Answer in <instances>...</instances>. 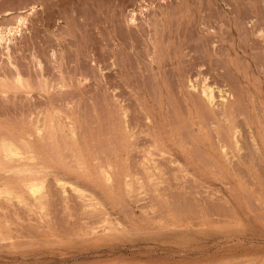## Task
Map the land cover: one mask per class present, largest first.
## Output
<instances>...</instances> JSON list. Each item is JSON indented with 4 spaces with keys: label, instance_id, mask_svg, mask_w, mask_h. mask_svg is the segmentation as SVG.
<instances>
[{
    "label": "rangeland",
    "instance_id": "1",
    "mask_svg": "<svg viewBox=\"0 0 264 264\" xmlns=\"http://www.w3.org/2000/svg\"><path fill=\"white\" fill-rule=\"evenodd\" d=\"M53 1L0 0V25L3 22L15 24L17 15L24 16L26 22L22 26L23 34H18L21 37L15 36L13 60L18 62L24 77L33 81L37 80V75L40 77L36 65L41 61L47 67L48 80L47 87L42 92L37 87V80L32 95L19 93L18 97L6 102L8 106L0 100V138L7 137L16 142L18 140L24 147V137L31 142L34 149L38 148L39 153H35L41 158H38V162L31 161V172L17 175L12 173L16 178L0 168V187L9 188L13 191V196L15 194L9 203L6 196L0 198L3 205L2 208L0 205V232L3 233H0V264H264V157L261 156L264 154V142L261 141L264 135V47L261 45L264 46V42L262 36H259V30H264V0H95V4L92 1L94 5L90 0L91 6L79 1L80 6L76 1L78 7L73 5L74 1L71 7L68 3L70 1L66 0L71 10L76 9L79 13L82 11L81 14L76 11L73 13L78 16L75 19L80 21L76 22L81 24L82 21L83 24L86 21L85 27L80 29L81 26L76 25L75 20L73 24L75 23L74 27L80 26L74 34L82 35L84 39L69 36L68 32L73 24H69L70 20L63 15H68L70 8L65 7L66 3L60 6L56 4V0L52 3ZM6 11H13L11 15L14 16L8 17ZM16 13L18 14L14 18ZM4 15L7 16L6 20ZM47 15H50L49 18L54 16L52 20L55 19L49 29L43 25ZM133 17L135 18L132 19ZM13 19L15 21L12 22ZM2 20L4 21L1 22ZM46 36L53 38L49 50L56 53L55 57L51 56L53 51L44 50ZM57 41H60L59 46ZM5 52L0 47V65H8L6 60L9 61V58L7 59ZM62 60L66 62L63 63ZM57 61H61L59 63L62 65ZM71 61L72 66L75 63L78 66L85 65L84 70L87 69V72L82 75H88L87 82L80 85L79 82L84 81L85 77L81 74L79 76L82 72H75L79 79L78 86L77 82L71 85V81H77L75 74L72 72L69 75L70 72L61 71H66V65L69 64L67 62ZM3 67L0 66V71ZM204 79L214 87L215 107L219 103L222 106L221 98L226 91L232 93L231 99L237 101L234 104L239 108L237 111H240H235L234 114L236 123H233L236 128L230 127L233 125L232 121L230 123L233 117L228 121L225 119V122L224 116H218L221 113L218 109L220 106L215 108L218 113L215 114L216 112L212 113L206 107L207 104L205 108L208 111L202 108L204 112L200 111L201 124L204 123L205 127H199V118L194 115L191 101H197L198 105L204 101L194 99L195 95L201 98ZM61 81L67 83L64 90L58 85ZM192 82L197 86L196 89L192 87ZM52 84L55 86L52 87ZM82 86L86 89H81ZM51 90L53 94L50 93ZM49 96L54 99L60 98L59 96L67 97L66 100L54 101H57L56 113L50 112L47 107ZM161 98L164 104H161ZM67 101L73 103L67 106ZM160 104L163 105L162 108L159 107ZM40 112L42 113L39 114ZM46 112H50V116ZM51 116L55 126L52 124L49 129L51 120L47 118ZM121 116L126 120L123 121ZM58 121L61 122L60 126L62 125L66 138L60 140L66 141L65 145L70 140L72 142L73 138L69 139L71 137L66 135L65 130L68 131L73 122L75 125L80 123L77 126L81 135L82 132L85 135L80 141L81 145L78 142L76 145L79 146H76L74 140L75 147L70 144L72 147L69 145V148L66 145L68 150L78 147V151H66L67 148L59 144L66 151L63 158H68L66 162H62L67 164H64V168L61 163L63 169L58 165L60 159L55 163L58 159L54 160L56 150L43 148L51 141L48 130H51V135L57 128L61 132L60 126L56 127L57 123L59 125ZM124 124H127V128ZM168 125L183 128L176 130L181 135L176 132L171 134L173 128ZM39 126L43 127L44 132L41 141L37 137ZM228 126L231 128V136L234 129L239 133L237 136H240V152L228 143V138H231L228 137ZM257 126H262V130ZM122 127L125 129L121 130ZM198 127L204 130L199 131ZM123 131L127 132L126 137L124 134L119 135ZM157 131L162 133L161 138L159 135V143L166 141L163 144L168 146L164 147L166 155L159 151L158 141L155 145ZM129 133L132 135L130 141H125L128 140ZM121 135L127 139H119ZM112 139L115 144L111 143ZM42 141L45 142L43 146ZM56 142H59L58 138ZM223 144L230 148H227V153L231 155H227L228 160L220 148ZM27 148L24 147V151ZM147 148L153 154L146 153ZM83 149L86 153L82 152ZM71 155L76 156L72 159ZM145 155L147 157L144 158ZM194 161L196 163L193 164ZM45 162L57 164L58 167L48 164L52 170L38 173L39 164L46 166ZM153 164L160 167L157 169L154 165V168ZM99 168L103 169L102 172H99ZM104 171L106 174L110 172L108 182L105 181L107 179ZM88 173L90 176L86 175ZM28 174L32 176L28 178ZM17 176L27 178L25 182L43 177L47 186L44 193L42 192L44 197L35 199L29 194V202H21L17 198L18 202L16 195L21 190L20 194H23L25 188L20 186ZM59 179L68 182L67 187H64L67 188L66 194L62 180ZM71 181L84 191H78L81 195L69 185ZM126 182L130 185L125 184ZM26 191L23 199L28 196ZM45 198L49 200L44 201Z\"/></svg>",
    "mask_w": 264,
    "mask_h": 264
},
{
    "label": "bare ground",
    "instance_id": "2",
    "mask_svg": "<svg viewBox=\"0 0 264 264\" xmlns=\"http://www.w3.org/2000/svg\"><path fill=\"white\" fill-rule=\"evenodd\" d=\"M46 1H48V0H46ZM55 1V0H54ZM54 1L52 2V3H54ZM70 2H68L69 4H71L73 1L75 2V4H74V2H73V5H79L80 4V6H81V3H79V1H81V2H83V4L84 5H86V4H88V5H90L89 3H91L92 1H95V0H91V2H90V0H69ZM76 1H78V3L79 4H76L77 2ZM98 1V0H97ZM60 2V4H58ZM63 2V3H62ZM240 2V1H239ZM52 3L50 4V8H51V5H52ZM62 3V4H61ZM66 3V0H56V4L57 5H64ZM68 3H66V5H65V7L68 9V7L70 6H68ZM96 3V1L94 2V4ZM98 3V2H97ZM255 3V2H254ZM49 4V3H48ZM56 4H53V5H55L56 6V8H57V5ZM82 4V5H83ZM91 4H93V2L91 3ZM93 4V5H94ZM101 4V3H100ZM9 5H11V4H9ZM72 5V4H71ZM73 5L71 6V7H73ZM88 5H86V6H88ZM96 5H99V4H96ZM35 6V5H34ZM47 6V5H46ZM68 6V7H67ZM91 6V5H90ZM240 6V5H239ZM48 7H49V5H48ZM71 7H69L70 9V11H72V12H70L69 10H68V15H67V13L66 14H64L63 16H65L64 18H66V19H68V20H70V22H69V24L70 23H72L73 24V21L74 22H76L78 19H75V18H77L78 16H77V14L76 13H78V14H81V10L82 9H84V7H81L82 9H80V13L76 10V9H74V8H72V9H74V10H71ZM78 7V6H77ZM77 7H75V8H77ZM36 8V7H35ZM35 8H33V10L35 9ZM59 8H61V7H59ZM80 8V7H79ZM78 8V9H79ZM101 8H103V7H101ZM27 9V8H26ZM29 9V8H28ZM52 9V8H51ZM50 10V9H49ZM85 10V9H84ZM23 11V10H22ZM30 11H32V10H30ZM52 11V10H51ZM66 11V10H65ZM73 11L75 12L76 11V15L73 13ZM7 13H6V15H9L8 17H10V15L12 14V13H14L13 11L12 12H8V11H6ZM48 12H50V11H48ZM62 13V12H61ZM83 13H85V12H83ZM18 13H16L15 14V17L14 18H16V15H17ZM21 14V13H20ZM239 14V13H238ZM244 14V13H243ZM242 14V15H243ZM6 15H4V17L3 18H5V20H6ZM23 15V13L21 14V16ZM51 15V14H50ZM49 15V16H50ZM6 16V17H5ZM11 16H14V14L13 15H11ZM18 16V18H17V21L15 22V24H12V23H5L4 24V20H2L1 22H3V25H0V47L1 48H4V50L7 52H5V54H7V59L9 58V61L8 60H6L7 62V64L8 65H0L1 66V68L3 67V66H6V67H3V69H2V71H0V100H2V101H4L5 103L6 102H10V99H13V98H16V97H18V94L19 93H26L28 96H30V94L32 93V91L35 89V87L34 86H36L35 85V83H37V82H35V81H37L38 80V85L39 86H37L40 90H41V92H42V89L44 90V88L45 87H47V84H48V80H46V78H47V74H46V72H47V70H46V66H43L44 64L41 62V61H39L38 63L37 62H35V63H37V65L36 66H38V71L37 72H39V74H40V79L38 78V76L39 75H37V80H34L33 81V79H26L25 77H24V75H23V71H22V69L21 68H19V64H17L16 63V61H14L13 60V49H14V51H15V48H13V47H15L13 44H15V40H16V38H15V36H17V38H18V36H20V35H18V34H23L22 33V26L24 25V23H26V22H24L25 21V18H23V17H20L19 15H17ZM49 16L47 15V16H45L44 17V24L43 25H46L47 26V28L49 29V27H51L52 25V22H53V20H55V19H53L52 20V18L54 17H52V18H49ZM62 16V15H61ZM135 16V15H134ZM84 17V16H83ZM86 17H87V15H86ZM2 18V19H3ZM135 17H133L132 19H134ZM10 19V18H9ZM65 19V20H66ZM72 19V20H71ZM87 19V18H86ZM85 19V20H86ZM52 20V21H51ZM92 20V19H91ZM241 20V19H240ZM13 21H15L14 19L12 20V22ZM43 21V20H42ZM72 21V22H71ZM79 21V20H78ZM133 21V20H132ZM131 21V22H132ZM7 22V21H6ZM80 22V21H79ZM79 22H76L77 24L76 25H80L81 26V28L80 29H82L83 27H85V23H86V21L83 23L84 24V26H82L83 24H82V21H81V24L79 23ZM130 22V23H131ZM134 22V21H133ZM136 22V21H135ZM238 22V21H237ZM68 23V22H67ZM87 23H88V26L90 25V23L88 22V20H87ZM242 23H243V21H242ZM71 24V25H72ZM93 24V23H92ZM240 24V23H239ZM26 25V24H25ZM71 25H68V26H71ZM74 25H75V23L71 26V28H70V30H69V32H68V34H69V36H75V38H76V36L78 37L79 36V34H77V35H75L74 33L77 31L76 30V28L78 27H80V26H75L74 27ZM87 25V24H86ZM88 26H86V27H88ZM241 26V25H240ZM254 26V25H253ZM72 27H74L75 28V30H73V28ZM258 27H260L259 25H258ZM77 28V29H78ZM240 28V27H239ZM241 29V28H240ZM79 30V29H78ZM239 31V30H238ZM78 32V31H77ZM76 32V33H77ZM142 32H143V30H142ZM256 32H258V31H256ZM48 33V32H47ZM49 34V33H48ZM240 34V33H239ZM259 36H262V41L264 42V30L263 29H260L259 30ZM144 35V34H143ZM82 35H80L79 36V38L81 37ZM242 36V35H241ZM21 37V36H20ZM19 37V38H20ZM132 37V36H131ZM31 38V37H30ZM43 38V37H42ZM61 38V37H60ZM59 38V39H60ZM63 38H65V37H63ZM68 38H70V37H68ZM83 37H81V39H82ZM15 39V40H14ZM29 39V38H28ZM53 39V38H52ZM51 38H50V36L48 37V36H46V39L44 40V44H45V46H44V50H46V51H48L49 49H51V42L53 41ZM84 39V38H83ZM19 40V39H18ZM30 40V39H29ZM42 40V39H41ZM52 40V41H51ZM55 40H58V39H55ZM252 40V39H251ZM31 41V40H30ZM65 41V40H64ZM68 41H70V40H68ZM72 41H73V39H72ZM80 41H82V40H80ZM84 41V40H83ZM37 42V41H36ZM58 42V41H57ZM86 42V41H85ZM244 42H245V39H244ZM260 42V41H259ZM258 42V43H259ZM21 43V42H20ZM30 43V42H29ZM59 43H60V41L58 42V46H59ZM66 43V42H65ZM69 43H72V42H69ZM68 43V44H69ZM75 43V42H74ZM128 43V42H127ZM37 44V43H36ZM129 44V43H128ZM26 45V44H25ZM61 45V44H60ZM90 45V44H89ZM135 45V44H134ZM260 45H261V42H260ZM259 45V46H260ZM32 46V45H31ZM66 46V45H65ZM76 46H77V44H76ZM253 46V45H252ZM257 46V45H256ZM255 46V47H256ZM262 47H264L263 46V44L261 45ZM29 47V46H28ZM28 47H26L27 49H28ZM37 47V46H36ZM35 47V48H36ZM54 47H55V45H54ZM79 47V46H78ZM86 47V46H85ZM99 47V46H98ZM136 47V46H135ZM251 47V46H250ZM67 48V47H66ZM73 48L74 47H72V51H73ZM134 48V47H133ZM252 48V47H251ZM43 49V47H41V50ZM104 51H105V49H104V47L102 48ZM101 49V50H102ZM55 50V49H54ZM65 50V49H64ZM63 50V51H64ZM92 50H93V48H92ZM264 50V49H263ZM18 51V50H17ZM25 51V50H24ZM51 51H53V50H51ZM50 50L48 51V52H51ZM70 51V50H69ZM246 51V50H245ZM66 52V51H65ZM78 52V51H77ZM88 52H89V50H88ZM108 52V51H107ZM106 52V53H107ZM236 52V51H235ZM4 53V52H3ZM24 53V52H23ZM43 54H44V51L42 52ZM61 53V52H60ZM64 53V52H63ZM263 53H264V51H263ZM4 54V55H5ZM25 54V53H24ZM40 54H41V52H40ZM43 54H41V55H43ZM46 54V53H45ZM52 55L51 56H54L55 57V55H56V53L53 51V53H51ZM54 54V55H53ZM62 54V53H61ZM71 54V53H70ZM81 54V53H80ZM237 54V53H236ZM249 54V53H248ZM82 55V54H81ZM110 55V54H109ZM250 55V54H249ZM254 55V54H253ZM2 56H3V54H2ZM1 56V57H2ZM19 56V55H18ZM27 56V55H26ZM44 56V55H43ZM47 56H49V55H47ZM61 56V55H60ZM74 56V55H73ZM80 56V55H79ZM83 56V55H82ZM38 57V56H37ZM66 57V56H65ZM65 57H63V58H65ZM6 58V57H5ZM51 58V57H50ZM50 58H49V61H50ZM107 57H105V59H106ZM4 59V58H3ZM14 59H15V57H14ZM24 59V58H23ZM55 59H57V58H55ZM67 59H68V57H67ZM66 59V60H67ZM103 59H104V56H103ZM108 59H110V58H108ZM196 59V58H195ZM21 60V59H20ZM59 60H61L60 58H59ZM70 60V59H69ZM71 60H74V59H71ZM79 60V59H78ZM3 61V60H2ZM63 61V60H62ZM65 61V60H64ZM64 61H63V63H64ZM68 61V60H67ZM83 61V60H82ZM85 61V60H84ZM106 61V60H105ZM108 61V60H107ZM9 62V63H8ZM58 62V61H57ZM60 63H61V61H59ZM58 62V63H59ZM66 62V61H65ZM72 62L73 61H71V62H67V63H69V64H67L66 66H64V68L66 69V71L65 70H61V71H63L64 73L65 72H70L69 73V75L72 73L73 75L75 74V72H82V73H79V76H80V74L82 75L83 74V72H87L86 70H84V66L85 65H81V66H78V63H75V65H70V63L72 64ZM74 62H76L75 60H74ZM81 62V61H80ZM88 61H86V63H87ZM2 63V62H1ZM5 63V64H6ZM59 63V65H62V64H60ZM93 63V62H92ZM3 64H4V62H3ZM21 64V63H20ZM54 65H56V64H54ZM65 65V64H64ZM52 66V65H51ZM106 65H104V67H105ZM21 67V66H20ZM46 67V68H45ZM104 67H102V68H104ZM59 68V67H58ZM63 68V69H64ZM83 68V69H82ZM102 68H101V71L102 72H104V69L102 70ZM106 68V67H105ZM31 70L33 69V68H30ZM56 69H57V67H56ZM62 69V68H61ZM236 69V68H235ZM34 70V69H33ZM49 70L50 69H48V72H49ZM157 70V69H156ZM59 71V70H58ZM60 71V72H61ZM2 72V73H1ZM45 72V73H44ZM55 72H57V70L55 71ZM54 72V73H55ZM62 72V73H63ZM158 72V71H157ZM34 73V72H33ZM53 73V74H54ZM89 73H91V71L89 72ZM238 73H240V72H238ZM264 73V72H263ZM58 74V73H57ZM67 74V73H66ZM85 74V73H84ZM88 73H86L85 75H87ZM181 74V73H180ZM198 75V74H197ZM51 76V75H50ZM67 76V75H66ZM75 76H76V79L78 78L77 76V74H75ZM74 76V77H75ZM83 76V78H84V81H81V80H83V78H81V82H79L78 80L79 79H77V81H71L72 82V86L73 85H75V83L77 82V86H78V82L80 83V85H82V83L83 82H87V80H88V75L87 76H84V75H82ZM53 77V76H52ZM69 77H71V80H73L72 79V76H69ZM69 77H67V80H70V78ZM197 77V76H196ZM196 77H194V78H196ZM35 78V77H34ZM49 78V77H48ZM55 78V77H54ZM53 78V79H54ZM69 78V79H68ZM201 78V77H200ZM203 78V77H202ZM206 78V77H205ZM42 79H45V80H42ZM51 79V78H50ZM52 79V80H53ZM58 79V78H57ZM60 79V78H59ZM66 79V78H65ZM75 79V78H74ZM163 79V78H162ZM197 79V78H196ZM195 79V80H196ZM208 79V78H207ZM44 81L42 84H40L41 83V81ZM51 80V81H52ZM194 80V81H195ZM39 81H40V83H39ZM167 81V80H166ZM198 81V80H197ZM62 82V81H61ZM66 81H64V82H62V83H59L58 85L63 89V88H65V87H67V83H65ZM73 82H74V84H73ZM191 82V81H190ZM46 84V85H43V84ZM69 83V82H68ZM56 84V83H55ZM85 84V83H84ZM84 84H83V86H84ZM158 84V83H157ZM192 84V87L193 88H197V86L195 85V84H193V82L191 83ZM50 85V84H49ZM70 85V86H71ZM53 86H55L54 84H52V87ZM82 86V88L81 89H84V87ZM86 87H87V85H85ZM89 86V85H88ZM52 87H50L49 86V88L51 89ZM199 88V87H198ZM80 89V90H81ZM86 89V88H85ZM84 89V90H85ZM61 90V89H60ZM64 90V89H63ZM62 90V91H63ZM66 90V89H65ZM198 91H200V90H198ZM260 91V90H259ZM258 91V92H259ZM64 92V91H63ZM62 92V93H63ZM67 92V91H66ZM65 92V93H66ZM82 92H83V90H82ZM165 92H167V91H165ZM197 92V91H196ZM51 94H53L52 93V90H51V92H50ZM59 93H60V91H59ZM68 93V92H67ZM84 93H86V92H84ZM161 93H162V91H161ZM10 94H13L12 96L10 95ZM26 94H25V96H26ZM51 94H49L50 96H52ZM61 94V93H60ZM201 94H202V96H200L201 98L203 97V99H201V98H199L197 95H195V100H200V102H201V100H204V101H202L201 103L203 104H201L200 102V106L198 105V103H197V101H191L192 103H191V107H192V109H194L195 111H194V115L195 116H197V118H199L198 119V125H199V127H203L204 126V123L203 124H201L202 123V116H200V115H202L201 113H200V111H203L204 109L205 110H207V108L208 109H210L211 111H212V113H215V114H218L217 113V110L215 109V108H217V107H219L220 106V103H219V106L217 105L216 107H215V99H216V96H215V91H214V87L213 86H210V84H208V81H206L205 79H204V82H203V85H202V90H201ZM200 94V95H201ZM10 95V96H9ZM32 95V94H31ZM221 95V94H220ZM219 95V96H220ZM231 95H232V93H227V91H226V94L224 95H222V98H221V100L223 101V103H222V106H220L218 109H220L219 110V112L221 111V113H222V115H220V114H218V116L219 117H222V116H224V120L223 121H225L226 122V120L228 121L229 119H231L232 117V119L230 120V123H231V121H232V123L231 124H233V125H231V124H229V126L233 129V128H236L235 127V124L233 123V122H235L234 121V114H235V111H237V109H239L238 108V106L237 105H235L234 103H236L237 101L236 100H234V98L233 99H231ZM27 96V97H28ZM50 96H49V98H50ZM55 96H57V95H55ZM64 96V95H63ZM62 96V97H63ZM159 96V95H158ZM12 97V98H11ZM60 98H57V99H59L60 101H62L63 99L64 100H66V98H61V96H59ZM160 97V96H159ZM161 97H163V96H161ZM29 98V97H28ZM32 98H33V96H32ZM197 98V99H196ZM219 98V97H218ZM57 99H54V97H52V98H50V99H48V102H47V107H48V109H49V111L51 112H53V113H56L55 111L57 110L56 109V107H55V104L57 103V101L59 102V100H57ZM62 99V100H61ZM73 99V98H72ZM162 99L163 98H161V104H164V103H162ZM24 100V99H23ZM55 100H57L55 103H54V101ZM70 100H71V97H70ZM164 100H165V98H164ZM164 100H163V102H164ZM220 100V101H221ZM235 102H234V101ZM74 101V100H73ZM76 101V100H75ZM85 101V100H84ZM156 101H158V100H156ZM64 102V101H63ZM77 102V101H76ZM197 103V105H196V103ZM203 102H205V103H203ZM240 102V101H239ZM45 103V102H44ZM61 103V102H60ZM59 103V104H60ZM64 103H66V102H64ZM73 102L72 101H67V106L68 105H71ZM166 103V102H165ZM12 104H13V102H12ZM61 104H63V103H61ZM160 104V106L159 107H161V106H163V105H161ZM205 104H207V106L205 105ZM3 105H5V104H3ZM10 105V104H9ZM29 105V104H28ZM35 105H36V103H35ZM40 105V104H39ZM44 105V104H43ZM74 105V104H73ZM169 105V104H168ZM237 106V107H235V106ZM6 106H8V104L6 103ZM6 106H5V108H6ZM31 105H29V107H30ZM45 106V105H44ZM166 106V105H165ZM205 106L207 107V108H205ZM59 107V106H58ZM76 107H77V105H76ZM76 107H73V108H76ZM198 107H200L199 109H198ZM204 107V108H203ZM28 108V107H27ZM67 108V107H66ZM162 108V107H161ZM203 110H202V109ZM236 108V109H235ZM3 109V108H2ZM7 109V108H6ZM38 109V108H37ZM68 109V108H67ZM70 109H71V107H70ZM69 109V110H70ZM121 109H123V107L121 108ZM165 109V108H164ZM179 109V108H178ZM4 110V109H3ZM14 110V109H13ZM26 110H28V109H26ZM40 110H41V108H40ZM77 110V109H76ZM204 110V111H205ZM259 110V109H258ZM19 111H21V110H19ZM44 111V110H43ZM46 111H48L47 109H46ZM125 111V110H124ZM203 111V112H204ZM208 111V110H207ZM211 111H209V113L211 112ZM29 112V111H28ZM50 112H48V113H50ZM57 112H58V110H57ZM68 112H70V111H68ZM77 112V111H76ZM127 112V111H126ZM237 112H240V111H237ZM4 113H6V112H4ZM42 112H40L39 114H41ZM47 113V112H46ZM48 113L46 114V115H48ZM52 113V114H53ZM245 113V112H244ZM32 114V113H31ZM36 114V113H35ZM51 114V115H52ZM58 114V113H57ZM60 114V113H59ZM69 114V113H68ZM121 114V113H120ZM242 114H243V112H242ZM3 115V114H2ZM30 115V114H29ZM43 115V114H42ZM124 115L126 116V113H124ZM192 115V114H191ZM207 115H209V114H207ZM237 115V114H236ZM31 116V115H30ZM48 116H50V115H48ZM52 116H54V114L52 115ZM52 116L51 117H48L47 118V120H51L50 122H51V125L50 124H48V126H46V127H48L49 129L51 128L50 126H53L54 125V121H53V119H51L52 118ZM128 116V115H127ZM126 116V117H127ZM176 116V115H175ZM210 117H211V113H210V115H209ZM208 116V117H209ZM240 116V115H239ZM238 116V117H239ZM123 116H121V118H122ZM170 117V116H169ZM258 117V116H257ZM56 117H54V120H56L55 119ZM120 118V117H119ZM167 118H168V116H167ZM193 118V117H192ZM206 118V117H205ZM214 118V117H213ZM218 118V117H217ZM32 119V118H31ZM36 119V118H35ZM59 120H60V118H58ZM68 119V118H67ZM123 119H124V117H123ZM122 119V120H123ZM189 119V118H188ZM207 119V118H206ZM226 119V120H225ZM235 119H236V116H235ZM250 119V118H249ZM11 120V119H10ZM23 120V119H22ZM38 120H39V118H38ZM45 120H46V118H45ZM46 120V121H47ZM66 120V119H65ZM126 119H124L123 121H125ZM169 120V119H168ZM183 120V119H182ZM191 120H193V119H191ZM220 121H221V119H219ZM46 121H44L45 123H47ZM48 121V122H49ZM68 121V120H67ZM122 121V122H123ZM214 121H215V119H214ZM222 121V122H223ZM39 122V121H38ZM38 122H37V124H38ZM59 122V125H58V123H57V125H56V127H59L60 126V123L62 122V120H61V122L60 121H58ZM75 122H76V120H75ZM75 122H73V124L71 125V124H69V125H71L70 127H69V129H68V131L67 130H65L66 131V135L68 136V137H71V138H69V139H72V142H73V140L74 141H76L75 142V145H76V143H78V142H80L81 141V139H82V137L83 136H85L84 135V133L82 132V134L83 135H81V132H80V128H79V126H77L78 124L80 125V123L78 122V124L77 125H75ZM120 122V121H119ZM129 122V121H128ZM132 122V121H131ZM160 122V121H159ZM192 122V121H191ZM238 122V121H237ZM41 123V122H40ZM45 123H43V124H45ZM63 123V122H62ZM66 123V122H65ZM115 123V122H114ZM125 123V122H124ZM127 123V122H126ZM169 123V122H168ZM184 123V122H183ZM194 123V122H193ZM217 123V122H216ZM236 123V122H235ZM248 123V122H247ZM251 123V122H250ZM36 124V125H37ZM53 124V125H52ZM117 124V123H116ZM130 124V123H129ZM179 124V123H178ZM209 124V123H208ZM222 124V123H221ZM228 124V123H227ZM226 124V125H227ZM249 124V123H248ZM35 125V126H36ZM40 125V124H39ZM46 125V124H45ZM45 125H44V127H45ZM67 125H68V122H67ZM163 125V124H162ZM172 125V124H171ZM174 125V124H173ZM239 125V124H238ZM259 125V124H258ZM34 126V127H35ZM41 126H43V125H41ZM55 126V125H54ZM63 126L64 127H66L64 124H63ZM116 126V125H115ZM127 126V124H124V127L125 128H127L126 127ZM168 126H170V125H168ZM176 126H177V124H176ZM176 126H170V128L172 129V132H170L171 134H174L175 132L177 133V134H179V132L178 131H176V130H181V129H183V128H181V127H177V128H174V127H176ZM223 126V125H222ZM228 126V127H229ZM233 126V127H232ZM60 127H62V125L60 126ZM59 127V130H61V132H59L58 131V128H57V130L55 131V130H53V131H55V133L54 132H52V135H51V130H48V134H49V138H51V141L49 142V143H51L50 145H49V143H48V146H45V147H43V148H49L50 147V150L52 151V150H56L55 152H56V155H55V152L53 153L54 155H55V157H54V160H56L57 158V161H55V163H57L58 162V160H59V163H58V165H60V167H61V163L62 162H64L65 160L67 161V159L64 157L63 158V156H65V152L66 151H69V150H73L74 152H75V150H77L78 149V147H76V148H73V149H69L68 150V146L71 144L73 147H75L74 146V142L72 143V142H70L69 140V144L68 143H66V145H68V146H66L65 145V142H62L60 139H62V138H64L65 137V133L63 132V127L62 128H60ZM124 127H122L121 128V130L122 129H125ZM129 127V126H128ZM159 127V126H158ZM198 127V128H199ZM205 127V126H204ZM203 127V128H204ZM227 127V128H228ZM228 128V134H229V136L228 137H230L231 136V133H230V130H231V128ZM258 128H259V126H257ZM262 127V126H261ZM260 127V128H261ZM48 128H46V132H47V129ZM53 129L55 128V127H52ZM66 128H68V126L66 127ZM155 128V127H154ZM160 128V127H159ZM163 128V127H162ZM181 128V129H180ZM215 128H216V126H215ZM214 128V129H215ZM223 128H225V126H223ZM222 128V129H223ZM259 128V129H260ZM262 128H264V127H262ZM262 128H261V130H262ZM113 129V128H112ZM197 129V128H196ZM201 128H199V131H203L202 129L200 130ZM226 129V128H225ZM239 129V128H238ZM18 130V129H17ZM127 130V132H128V129H126ZM157 130H159V129H157ZM217 130V129H216ZM219 130V129H218ZM224 130V129H223ZM227 130V129H226ZM252 130V129H251ZM257 130V129H256ZM20 131V130H19ZM37 137L40 139L39 141H41V140H43V138H44V132H43V127H38L37 128ZM49 131H50V133H49ZM59 132V133H57V134H60V136L58 135V136H56L57 134H56V132ZM191 131H193V130H191ZM215 131V130H214ZM221 131V130H220ZM2 132V131H1ZM0 132V133H1ZM7 132V131H6ZM5 132V133H6ZM12 132V131H11ZM10 132V133H11ZM62 132H63V134H64V136H63V134H62ZM126 131H123L122 133H119V135L120 134H124L125 135V133H127ZM151 132V131H150ZM158 132V131H157ZM165 132V131H164ZM219 132V131H218ZM227 132V131H226ZM233 132V134H232V136H231V138H228V143L230 144V146H234L235 147V149H237L238 150V152H240L241 151V148H240V145H239V140L240 139H238L240 136H237V134L239 135V133H237V129L235 130L234 129V131H232ZM239 132V131H238ZM263 132H264V130H263ZM8 133V132H7ZM54 133V134H53ZM114 133V132H113ZM135 133V132H134ZM154 133V132H153ZM160 133V134H159ZM170 133H168V134H170ZM202 133V132H201ZM258 133V132H257ZM48 134H47V136H48ZM132 134V133H131ZM155 135H156V133H154ZM158 135H156V139L157 140H155V145H156V143H157V141L161 138V132H158L157 133ZM207 134V133H206ZM215 134V133H214ZM220 134V133H219ZM223 134V133H222ZM9 135H11V134H9ZM12 135H14V134H12ZM51 135V136H50ZM124 135H121V137L119 138V139H127V138H125L126 137V135H125V137H124ZM159 135H160V138H159ZM165 135V134H164ZM179 135H181V134H179ZM202 135H205V133L204 134H202ZM29 136H31L30 134H29ZM46 136V137H47ZM61 136H63V137H61ZM123 136V137H122ZM128 136V135H127ZM130 136H132V135H130V133H129V138H128V140H125V141H130L129 139H130ZM223 136V135H222ZM4 137V136H3ZM12 137V136H11ZM14 137V136H13ZM61 137V138H60ZM158 137V138H157ZM206 137V136H205ZM254 137V136H253ZM263 137H264V135L261 137V141H263L264 142V139H263ZM58 138V141L60 142H56V139ZM132 138V137H131ZM153 138V137H152ZM154 138V139H155ZM175 138H176V136H175ZM222 138V137H221ZM46 139V138H45ZM64 139H66V138H64ZM84 140V139H83ZM174 140V139H173ZM180 140V139H179ZM219 140V139H218ZM260 140V139H259ZM24 143H25V145L26 146H24L25 148H27V151H24V147L22 146V145H20L19 143H18V140H17V142H16V140L14 141V139H9V138H7V137H5V138H0V168H2L3 169V171L5 170L6 171V173H8V174H14V175H17V174H21V173H27V172H31L32 170H31V168H32V162H33V160L34 161H36V162H38V158L40 157V155H39V157L37 156V154L36 153H39V150H37V149H34V146L31 144V142L29 141V140H27L26 138H24L23 137V140H22ZM48 141V140H47ZM154 141V140H153ZM161 141H163V140H160V142ZM203 141V140H202ZM226 141V140H225ZM23 142H22V144H23ZM44 141H42V143H43ZM114 141H113V139H112V142L111 143H113ZM116 142V141H115ZM117 142H118V140H117ZM132 142V141H131ZM166 142V141H165ZM165 142H162V144L163 143H165ZM223 142V141H222ZM241 142V141H240ZM42 143H40V144H42ZM126 142H124V144H125ZM133 143V142H132ZM152 143H154V142H152ZM158 143H159V141H158ZM187 143V142H186ZM200 143V142H199ZM208 143L209 144H213V143H210L209 141H208ZM45 144V142L41 145V146H43ZM47 144V143H46ZM59 144H62V146L61 147H64V148H67V149H65L66 151H64L63 150V148H61L60 146H59ZM63 144H64V146H63ZM80 145H81V142L79 143ZM79 144L78 145H76V146H79ZM113 144H115V143H113ZM122 144H123V142H122ZM122 144H120L121 145V147H124ZM130 144V143H129ZM162 144H158L157 146H158V149L160 148V150L159 151H161V153L163 152V154H165L166 153V147H168V146H166L165 147V144H163V146H161ZM174 144H175V141H174ZM177 144H178V142H177ZM221 144V143H220ZM262 144V143H261ZM24 145V144H23ZM70 145V146H71ZM125 145H127V144H125ZM132 145V144H131ZM154 145V144H153ZM153 145H151V146H153ZM214 145V144H213ZM66 146V147H65ZM69 146V148H71ZM86 146H89V144L88 145H86ZM111 146V145H110ZM130 146V145H129ZM157 146H155V147H157ZM179 146V145H178ZM205 146V145H204ZM211 146V145H210ZM263 146H264V144H263ZM37 147V146H36ZM165 147V148H164ZM218 147V146H217ZM257 147V146H256ZM51 148H53V149H51ZM118 148V147H117ZM124 148H127V147H124ZM152 148V147H151ZM220 148H222L223 149V151L222 152H224L223 154L225 155V156H227L229 153H227V148L228 147H226V145H222V147L220 146ZM243 148V147H242ZM261 148V147H260ZM263 148V147H262ZM75 149V150H74ZM120 149V148H119ZM206 149H207V147H206ZM215 149H216V147H215ZM221 149V150H222ZM228 149H230V148H228ZM234 149V150H235ZM258 149V148H257ZM256 149V150H257ZM26 150V149H25ZM46 150H48V149H46ZM45 150V151H46ZM62 150V151H61ZM88 150V149H87ZM86 150V151H87ZM148 150V151H147ZM153 150V149H152ZM212 150V149H211ZM218 150H219V148H218ZM220 150V151H221ZM35 151H36V153H35ZM38 151V152H37ZM64 151V152H63ZM78 151V150H77ZM117 152L118 150H114V152ZM121 151V150H120ZM124 151H125V149H124ZM192 151V150H191ZM213 151V150H212ZM48 152H49V150H48ZM62 152H63V154H62ZM82 152H85V150L83 149L82 150ZM90 152H91V150H90ZM145 152L147 153H149V154H153V153H151L152 151L150 150V148H147L146 150H145ZM189 152H190V150H189ZM221 152V153H222ZM234 152V151H233ZM261 152V151H260ZM260 152H258V153H260ZM42 153H43V151H42ZM51 153V152H50ZM68 153V152H67ZM86 153V152H85ZM88 153V152H87ZM232 153V152H231ZM48 154V153H47ZM52 154V153H51ZM71 154V153H70ZM78 154V153H77ZM83 154V153H82ZM89 154V153H88ZM260 154H262V153H260ZM43 155V154H42ZM68 155H69V153L66 155L67 157H68ZM74 155V154H73ZM80 155H81V153H80ZM147 155V154H146ZM144 156V158L145 157H147V156H149V155H147V156ZM166 155V154H165ZM211 155V154H210ZM220 155V154H219ZM230 155V154H229ZM228 155V156H229ZM250 155V154H249ZM255 155V154H254ZM76 156V155H75ZM75 156H72L71 155V157L70 158H74ZM82 156V155H81ZM97 156V155H96ZM161 156V155H160ZM224 156V157H225ZM228 156H227V160H228ZM231 156V155H230ZM241 156V155H240ZM261 156H263L264 157V154H262ZM47 157V156H46ZM89 157V156H88ZM88 157H87V159H88ZM188 157V156H187ZM187 157H186V159H187ZM212 156H210V158H211ZM243 157H244V155H243ZM255 157H256V155H255ZM260 157V156H259ZM53 158V157H52ZM50 159V160H52V161H54L53 159ZM56 158V159H55ZM63 158V159H62ZM72 158V159H73ZM91 158H93V157H91ZM194 158V157H193ZM219 158V157H218ZM242 158V157H241ZM262 158V157H261ZM35 159H37V160H35ZM39 159H41V158H39ZM47 159V158H46ZM85 159V158H84ZM86 159V160H87ZM97 159V158H96ZM189 159H191V157H190V155H189ZM64 160V161H63ZM70 160V159H69ZM89 160V159H88ZM151 160H152V158H151ZM224 160V159H223ZM242 160H243V158H242ZM259 160V159H258ZM260 160H263V159H260ZM32 161V162H31ZM65 161V162H66ZM98 160H96V163L98 164V162H97ZM153 161H156V158L154 159L153 158ZM152 161V162H153ZM195 161H196V159H195ZM193 162V164L194 163H196V162ZM214 161H216V160H214ZM213 161V162H214ZM226 161V160H225ZM224 161V162H225ZM250 161V160H249ZM48 162V161H47ZM47 162H45V163H47ZM83 162H84V160H83ZM102 162V161H101ZM119 162V161H118ZM158 162V161H157ZM172 162H173V160H172ZM187 162H188V159H187ZM40 163V162H39ZM51 163V162H50ZM50 163H47V165L45 166V165H42V164H39V166H38V168H37V170H39L38 171V173H43L44 171L46 172H48V170L50 171V170H52V169H50L51 167L49 166V165H57V164H50ZM54 163V162H53ZM68 165H70V162L68 161ZM86 163V162H85ZM84 163V164H85ZM94 163V162H93ZM115 163V162H114ZM191 163V162H190ZM232 163V162H231ZM249 163V162H248ZM247 163V164H248ZM250 163H251V161H250ZM44 164V163H43ZM49 164V165H48ZM63 164V163H62ZM65 164V163H64ZM64 164L62 165V167L64 166ZM77 164H79V163H77ZM111 164V163H110ZM129 164V163H128ZM188 164H189V162H188ZM198 164V163H197ZM234 164V163H233ZM258 164V163H257ZM65 165H67V164H65ZM88 165V164H87ZM106 165V164H105ZM155 164H153L152 166H154ZM158 164H156L155 166L157 167V169L160 167L159 165L157 166ZM185 165V164H184ZM196 165V164H195ZM194 165V166H195ZM236 165V164H235ZM238 165V164H237ZM236 165V166H237ZM249 165V164H248ZM30 166H31V168H30ZM36 166V167H37ZM101 166H103V165H101ZM155 166H154V168H155ZM231 166V165H230ZM235 166V167H236ZM54 167V166H53ZM56 167H58V166H56ZM61 167V168H62ZM66 167V166H65ZM79 167H80V165H79ZM83 167V166H82ZM91 167V166H90ZM100 167V166H99ZM145 166H143V168H144ZM60 168V169H61ZM64 168V167H63ZM62 168V169H63ZM67 168V167H66ZM103 168V167H102ZM232 168H233V165H232ZM237 168V167H236ZM55 169V168H54ZM84 169H86V168H84ZM91 169V168H90ZM98 169V168H97ZM129 169V168H128ZM127 169V170H128ZM147 170L149 169V168H146ZM196 169V168H195ZM260 169V168H259ZM93 170V169H92ZM100 170H101V168H99V172H100ZM103 170V169H102ZM102 170H101V172H102ZM150 170V169H149ZM148 170V171H149ZM2 171V172H3ZM84 171V170H83ZM91 171V170H90ZM98 171V170H97ZM107 171V170H106ZM106 171H104L105 172V175H104V173H102L105 177H106V179L107 180H105V177L104 176H102V178L104 177V179L103 180H105V181H107L108 182V180L110 181V172H109V174L107 173L106 174ZM46 172V173H47ZM74 172V171H73ZM89 172V171H88ZM108 172V171H107ZM16 173V174H15ZM93 173V172H92ZM128 173V172H127ZM237 173V172H236ZM12 174V175H13ZM95 174V173H94ZM240 174V173H239ZM13 175V177L14 178H16L15 176ZM33 175H35V174H33ZM86 175H89V173L88 174H86ZM96 175V174H95ZM94 175V176H95ZM264 175V174H263ZM5 176V175H4ZM28 176V178H29V176H32V174L31 175H27ZM90 176V175H89ZM89 176H88V178H89ZM18 177V176H17ZM20 177V178H19ZM18 178H17V181H18V183L20 184V186L22 185L24 188H25V190H27L26 192H28V193H26L28 196H26V199H23V197H25V195H23L24 194V191L22 192L23 194H20L21 193V191H19L20 193H18V195H16V200L18 201V199L22 202V200L24 201V200H26L27 202H29L28 201V198H29V194H30V196H32V197H34L35 199H39V198H43L44 197V195L42 194V192L44 193V190H45V182L43 181V177H42V179H40V178H35V179H29V181H27V182H25V179L27 180V178H22V176H19ZM13 178V179H14ZM90 178H92V177H90ZM2 179H4V178H2ZM7 179H9V181H12V180H10L11 178H8L7 177ZM6 180V179H5ZM4 180V181H5ZM60 180V179H59ZM59 180H57V181H59ZM62 180V181H61ZM60 181H61V183L63 184V190H64V192H65V194L67 193L66 192V190H67V188H64V187H67L66 186V183H67V185H68V182H66V180H65V182H63V179H61ZM34 181V182H33ZM37 183H36V182ZM97 181V180H96ZM127 181V180H126ZM264 181V180H263ZM6 182V181H5ZM98 182V181H97ZM96 182V183H97ZM125 182V181H124ZM8 183V182H7ZM18 183H16V185L18 184ZM70 183V182H69ZM71 183H72V181H71ZM69 184V185H71V187L73 188V189H75L76 191H77V193H80V192H84L83 190H81V188H79V186L77 187V185H76V183L75 184ZM13 184V183H12ZM125 184H129V183H125ZM6 185V184H5ZM9 185V184H8ZM130 185V184H129ZM17 186H19V185H17ZM19 186V187H20ZM16 187V186H15ZM47 187V186H46ZM61 187V186H60ZM110 187V186H109ZM14 188V187H13ZM17 188V187H16ZM23 188V189H24ZM62 188V187H61ZM239 188V187H238ZM20 189H22V187H20ZM52 189V188H51ZM243 189V188H242ZM46 191H48V189L46 190ZM51 191V190H50ZM78 191H80V192H78ZM86 191V190H85ZM47 193V192H46ZM247 193V192H246ZM39 194L40 195H42V196H39ZM48 195V194H47ZM80 195H81V193H80ZM79 195V196H80ZM5 197L6 196V198L9 200L8 201V203L10 202V201H12V200H10L11 198H12V196H13V191H11L9 188H1L0 187V198L1 197ZM14 196H15V194H14ZM13 196V197H14ZM46 196V195H45ZM51 196V195H50ZM54 196V195H53ZM28 197V198H27ZM80 197H83V195L82 196H80ZM18 198V199H17ZM55 198V197H54ZM93 198V197H92ZM95 198V197H94ZM185 198V197H184ZM30 199V198H29ZM46 199H48V198H45L44 199V201H46ZM159 199V198H158ZM41 200V199H40ZM49 200V199H48ZM25 201V202H26ZM7 202V201H6ZM19 202V201H18ZM20 202V203H21ZM26 202V203H27ZM180 202V201H179ZM8 203H5V204H8ZM25 203V204H26ZM46 203V202H45ZM56 203V202H55ZM2 203H0V205H1ZM22 204V203H21ZM39 204V203H38ZM91 204H93V202L91 203ZM96 204V203H95ZM168 204V203H167ZM31 205V204H30ZM39 205H41V204H39ZM44 205H46V207L47 206H49L48 204H44ZM43 205V206H44ZM263 205V204H262ZM2 206L3 205H1V208H2ZM9 205H7V207H8ZM34 206V205H33ZM36 207H37V205H35ZM43 206L41 207V208H43ZM92 206V205H91ZM93 206H95L94 204H93ZM45 207V206H44ZM10 208V207H9ZM216 208V207H215ZM4 209V208H3ZM38 209H39V207H38ZM95 209V208H94ZM226 209V208H225ZM234 213H236V212H234ZM40 214V213H39ZM185 214H186V212H185ZM105 221V220H104ZM103 224V223H102ZM100 225V224H99ZM2 226V225H1ZM4 226V225H3ZM93 227V226H92ZM1 229H3V227L1 228ZM110 229V228H109ZM6 230V229H5ZM4 230V231H5ZM3 231V232H4ZM7 231V230H6ZM105 231H107V229L105 230ZM110 231V230H109ZM242 232V231H241ZM0 233H2V231L0 232ZM96 233V232H95ZM3 234V233H2ZM5 234H7L6 232H5ZM4 234V235H5ZM1 238H3V237H1ZM6 238V237H5ZM8 238H10V237H8ZM227 261V260H226Z\"/></svg>",
    "mask_w": 264,
    "mask_h": 264
}]
</instances>
